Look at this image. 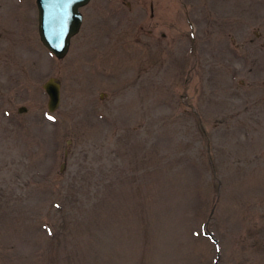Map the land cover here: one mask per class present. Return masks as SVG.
<instances>
[{
	"label": "rangeland",
	"instance_id": "1",
	"mask_svg": "<svg viewBox=\"0 0 264 264\" xmlns=\"http://www.w3.org/2000/svg\"><path fill=\"white\" fill-rule=\"evenodd\" d=\"M80 11L0 0V264H264V0Z\"/></svg>",
	"mask_w": 264,
	"mask_h": 264
},
{
	"label": "water",
	"instance_id": "2",
	"mask_svg": "<svg viewBox=\"0 0 264 264\" xmlns=\"http://www.w3.org/2000/svg\"><path fill=\"white\" fill-rule=\"evenodd\" d=\"M90 0H35L37 31L42 45L56 58L63 59L72 38L80 31L83 16L80 8ZM47 110L54 112L60 101V84L51 77L43 84ZM26 108L21 106L19 111Z\"/></svg>",
	"mask_w": 264,
	"mask_h": 264
},
{
	"label": "flooded vegetation",
	"instance_id": "3",
	"mask_svg": "<svg viewBox=\"0 0 264 264\" xmlns=\"http://www.w3.org/2000/svg\"><path fill=\"white\" fill-rule=\"evenodd\" d=\"M150 10H151V14L150 15H152V7L150 6Z\"/></svg>",
	"mask_w": 264,
	"mask_h": 264
},
{
	"label": "snow or ice",
	"instance_id": "4",
	"mask_svg": "<svg viewBox=\"0 0 264 264\" xmlns=\"http://www.w3.org/2000/svg\"><path fill=\"white\" fill-rule=\"evenodd\" d=\"M49 119H52L51 117H49Z\"/></svg>",
	"mask_w": 264,
	"mask_h": 264
}]
</instances>
